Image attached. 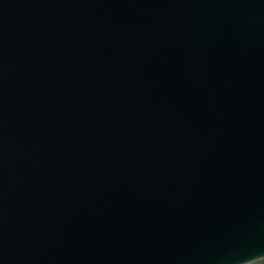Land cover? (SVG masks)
Segmentation results:
<instances>
[{"label": "water", "instance_id": "water-1", "mask_svg": "<svg viewBox=\"0 0 264 264\" xmlns=\"http://www.w3.org/2000/svg\"><path fill=\"white\" fill-rule=\"evenodd\" d=\"M264 258V0H0V264Z\"/></svg>", "mask_w": 264, "mask_h": 264}, {"label": "trees", "instance_id": "trees-1", "mask_svg": "<svg viewBox=\"0 0 264 264\" xmlns=\"http://www.w3.org/2000/svg\"><path fill=\"white\" fill-rule=\"evenodd\" d=\"M248 264H264V258L255 260V261L250 262Z\"/></svg>", "mask_w": 264, "mask_h": 264}]
</instances>
